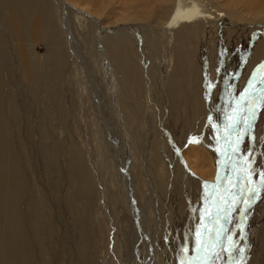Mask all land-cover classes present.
Segmentation results:
<instances>
[{"label":"rangeland","instance_id":"374dc122","mask_svg":"<svg viewBox=\"0 0 264 264\" xmlns=\"http://www.w3.org/2000/svg\"><path fill=\"white\" fill-rule=\"evenodd\" d=\"M81 1L84 5L77 9L88 14L90 10L98 22L111 27L112 35H125L121 26L129 21L121 18L144 13L146 4V0ZM206 1L214 17L195 25L177 49L172 43L170 48L164 41L162 48L155 42V28L134 24L141 38L135 39L132 30L128 39L138 42L134 45L140 50L141 84L152 77L148 91L143 86V95L153 100L142 98L138 115H130L131 119L126 111L131 107L121 97L125 96L121 75L107 62V53L106 59L99 53L92 24L67 10L72 40L62 34L55 46L60 25L64 29L66 25L55 26L58 32L45 30L44 35L38 25L33 39L21 47L24 59L38 63L63 43L67 54L57 94L42 87L44 78L36 85L22 76L15 32L1 26L8 42L0 46L2 70L11 84L18 117L14 125L9 118L6 122L12 124L18 141L17 160L24 179L18 188L0 162V173L4 172L0 203L8 208L9 201L3 198L19 193L14 207L17 204L15 213L19 212L23 229L16 240L11 238L8 224L13 214L0 213V248H5L8 259L14 249L29 248L37 257L35 264H264V186L260 185L264 100L259 99L264 84L258 83L262 74L257 68L264 62V0ZM218 12L223 16H215ZM187 29L182 27V33ZM141 39L151 42L140 44ZM49 65L53 73L55 65ZM250 82L257 91L248 87ZM254 99L255 118L245 131L242 120L236 121L249 112ZM198 103L202 108L197 112ZM190 138L198 142L190 143ZM76 150L92 183L87 208L76 195L84 187L77 177L79 169L71 166ZM241 169L250 170L251 180L261 189L250 206L233 203L240 200L241 185L246 183ZM243 195L248 196L246 187ZM30 199L35 202L32 208ZM34 207L41 214L39 239L30 230ZM41 243L46 246L43 256ZM205 243L214 245L219 255L203 259ZM231 244L235 247L225 251Z\"/></svg>","mask_w":264,"mask_h":264},{"label":"bare ground","instance_id":"6f19581e","mask_svg":"<svg viewBox=\"0 0 264 264\" xmlns=\"http://www.w3.org/2000/svg\"><path fill=\"white\" fill-rule=\"evenodd\" d=\"M88 1H89V3H91V0H88ZM152 3H153V5H151ZM208 3L209 2H207L206 0H146V4H143L144 10H145L144 13H138L137 15L135 13H131V14H127V15L123 16V18H121V20H123V21L124 20L129 21L128 24L121 26L122 30L125 31V35L122 32H119L118 34L115 32L116 35H112L111 34V32H112L111 27L104 25V24H101L100 21L98 22V20H99L98 17L92 16V14H91L92 12L90 10H88L89 11V14H88L87 12L84 13L83 11H82L83 12L82 13V12H80V9L79 10L77 9V8L84 5L81 0H0V28H1V26H3L8 31H14L15 32L14 33L15 34V41L17 42V44L19 46L15 47L14 50H15V56H17V59L19 60L18 63H19V65L22 68V71L24 73V74H22V76L24 75L26 78L31 79L32 82L35 83L36 85L40 82L39 80L41 78H44V80L42 81V84H41V85H43L42 87H45L48 91H52L53 93L57 94L56 93V91H57L56 87L62 80L61 70L63 69V66L65 64L66 54H67L66 53L67 51H65L61 48V45L63 43L60 44L58 47H56L58 49L57 50L55 49V51H53V48H52V50L46 55V57L43 60H40V62H38V63H36V61L33 60L32 58L31 59H28V58L24 59L23 51H22L21 47L23 46L24 43H27L28 40L31 41L33 39V36L35 35L36 31L38 30V28H37L38 25L41 26L43 35H44L45 30L49 33L51 31L52 32H58L59 29L55 26H58L60 24L66 25L65 29L60 25V29L62 30V33H61V35H58V38L54 44L55 46L61 42V40H62L61 38L64 34L68 37L69 41L72 40V37L70 34L69 24H67L68 23L67 17H69V16H67V13H68L67 10H70L78 20H79V18H83L84 21H87L89 24H92L96 29V35H95L96 37L95 38H96V45L98 44L97 48H98L99 53L105 59H106L105 53H107V55L109 57L108 58L109 61H107V62L109 63L110 66H113V68L116 69L121 75V78L120 79L118 78V79L120 81H122L123 89H124V93H125V96L121 95V97L124 98L125 104L127 106L131 107L130 111H128L129 110L128 107L125 108V109L128 108V110H126L128 112L127 113L128 119H131L130 115L131 116L138 115L139 109H141L140 102H141L142 98H144L147 102H148V100L149 101L153 100L152 98L149 97V95H147V94L143 95V93H144L143 86L145 87V90L148 91L149 84L152 83V77L149 78L146 76L147 77V78L145 77L146 78V84H141V81H143L144 79L142 80L141 75H140V63H139L140 58H138V53L140 54V50L138 49L139 46L135 47V45H134V44H137L138 42L133 43L134 40L130 41L128 39V37L129 38L133 37V35L131 34L132 30L136 31L135 36H134V37H136L135 39L138 40L141 38V37L140 38L137 37V35L138 34L140 35L141 33H140L139 29H136L135 27H133V26H135L134 24L140 23V27H142L143 29L155 28L157 30L158 35L156 38L157 41L152 40L153 42L154 41L159 42L161 44V46L163 45L162 48L164 47L165 42L169 43V45H170V43H172V45H174V47H176V49H177V48H179V43L183 42V39L186 36V34L191 32L192 30H194L195 25L196 26H197V24L200 25V23L203 22V20L206 21L207 19H212L214 17V16L213 17L211 16V12H213V11H210V8L207 7ZM86 4H88V3H86ZM93 5H94V3H93ZM96 6H97V3H96ZM130 7L132 9L137 8L136 5H132ZM96 10H98V9H96ZM54 13H55V16L57 14V17H58L57 20L54 19V16H53ZM215 16H223V13L218 12L217 14H215ZM238 16H239V14H238ZM241 18L242 17H239V18L237 17V20H239ZM79 21H81V20H79ZM86 27H89V26H86ZM182 27L188 28V29L182 33ZM50 29H52V30L50 31ZM46 31H45V33H46ZM228 36H229V33H227V37ZM162 38H164V39L162 40ZM185 40H187V39L185 38ZM69 41H67V42L69 43ZM142 41H145V39L144 40L141 39L140 44H142ZM146 41H148V39ZM150 42H151V40H150ZM150 42L148 41L146 43L150 44ZM6 43H8L7 38H5L3 36V32L0 30V46H1V44L4 45ZM6 45H8V44H6ZM62 46H64V45H62ZM170 48H171V45H170ZM11 50H12V48H11ZM11 50H9V51H11ZM134 55H136V57ZM1 57H3V56L0 53V162L3 165L5 173L11 177L12 181L16 185H20L18 187V188H20L23 184L24 179L22 177L20 167L18 166V160H17V154L18 155L20 154L18 152L19 150L17 149V146H16V143L18 141L16 142V140H15L16 137H14L12 135V124L13 125L15 124L18 117H17V114L14 112L15 106L12 102V98H13L12 92H11L12 90L10 91L11 84L6 79V77H8V76L5 77L6 73L2 70V63H1L2 59H1ZM52 63L55 65V71L53 70L54 72L50 73L49 72L50 67H48V66H50L49 64H52ZM108 67L109 66H107V68ZM152 68H153V66H152ZM156 68H157V66H156ZM146 70H145V72H146ZM153 70H154V68L150 70L151 71L150 73H152ZM113 72L115 73L114 70H113ZM40 73H43L44 75L42 76ZM146 73H149V71H147ZM116 76H118V75H116ZM148 78H149V80H148ZM10 81H12V80H10ZM11 83H13V82H11ZM117 84H118V82H117ZM114 90H115V88H114ZM119 91H120V89H119ZM47 93L48 92H46V94ZM49 94H50V92H49ZM51 96H53V95H51ZM199 102H201V104H202L201 99L199 100ZM201 104L198 103V105H197L198 107L196 106L197 112L199 109L202 108ZM4 107H6V109H8L9 112L6 111V113H3ZM125 109L123 110L124 112H125ZM131 111H133V113ZM4 116H6L5 120H4ZM8 118L11 119V121H12L11 125L6 122V119H8ZM136 120H134V121L136 122ZM126 122H128V121H126ZM130 122H132V121H130ZM131 124H133V123H131ZM127 126H129V124ZM130 126H132V125H130ZM133 128L135 129V127H133ZM129 129H132V128L129 127ZM133 132L136 133V131H133ZM14 135H16V134H14ZM16 136H18V135H16ZM18 144H19V146H21L20 143H18ZM158 147H156V148H158ZM24 148H22V150ZM45 148H47V146H45ZM54 150H56V149H54ZM48 156L49 155H47L46 157H48ZM53 158H54V156H53ZM71 160H72V164H71L72 169H75V167L79 169V173H77V177L79 178L80 182L84 186V187H82V189L78 188L79 190L76 191V195L80 199V201L82 202V205H81V206H83L82 208H85L84 205H86V208H87L88 199L91 197V190H92V187H91L92 183L89 181V175L90 174H89V171L87 170L86 165L83 163V160H82L79 152H78V156L73 155V159H71ZM162 162H163V160H162ZM69 164H70V162H69ZM76 172H78V171H76ZM2 173H4V172H1L0 175ZM215 174H213V175L215 176ZM137 179H135V180H137ZM79 186H81V185H79ZM125 192H127V191H125ZM18 194L13 195L9 198H3L4 201H9L8 208L6 207L5 204L0 203V213L2 215L6 214V216H10L11 214H13L12 219L10 220V226L8 224V227L10 229H12V231H13L12 234H14V237L11 236V238H13L14 240H16V237L18 236V234L20 233V230L22 229V228H20V225H19V219H18L19 212H18V214L15 213L17 211V209L15 208L17 206V204L14 207V203H17L16 199H17ZM6 195H7V193H6ZM128 202H130V199L128 200ZM30 203H31V208H32V206L34 205L35 202H33V200L30 199ZM135 203L136 202H134V204ZM31 214H32V212H31ZM40 215L37 211V208L34 207L33 208L32 222L30 224V228H31L30 230H32V235H33V237H35V239H39L40 230L42 228L40 226V223L38 222L39 221L38 218L40 219ZM21 224H23V222ZM16 231H18L17 234L15 233ZM42 243L39 244L38 249L40 251V254H42V256H43V252L45 251L46 246H44ZM36 244H37V241H36ZM0 245H1V242H0ZM6 248H8V246H6ZM8 252H10V251H8ZM35 258H37V257L33 258V252L28 248V250H23V251L18 250V249H14L12 258L8 259L6 256L5 248L4 247L0 248V264H35V261H34ZM45 259H46V257H45ZM8 260H10V262ZM41 261L45 262L44 260H41Z\"/></svg>","mask_w":264,"mask_h":264},{"label":"snow or ice","instance_id":"6c2138e0","mask_svg":"<svg viewBox=\"0 0 264 264\" xmlns=\"http://www.w3.org/2000/svg\"><path fill=\"white\" fill-rule=\"evenodd\" d=\"M257 68L259 69V71L261 72V78L260 80L258 81V83H261V84H264V62H261L260 65L257 66ZM209 87H211V85H209ZM253 92L257 91V89L253 88L252 87V84L250 82L249 86H248ZM247 91V90H246ZM260 100H264V90H261L260 92V97H259ZM252 106L249 110V112L242 116L239 120L236 121L237 124H239L242 120V122L244 123V125L246 126L245 127V131L249 130L252 126V121L254 120L255 118V110H256V107H257V100H253L252 102ZM229 127H235V125H229ZM190 143L192 142H198L197 140H195L194 138H190L189 140ZM237 145L239 143V140H237ZM233 151H236V148L233 147ZM242 172L245 173V179H246V183L245 184H242L241 185V196H240V200L237 201V200H234L233 203H236V202H240L242 201L244 204L250 206L251 203L254 202V200L256 198H258L259 196V192H260V187H257V185L251 180V172L250 170L248 169H241ZM260 176H261V180H260V185L261 186H264V172L260 173ZM235 186V185H233ZM247 188V192H248V196L247 198L245 199L244 198V195H243V191H244V188ZM243 211V210H241ZM247 217L245 216V219ZM241 231H243V229H241ZM201 247L203 249H205V252H206V255L205 257H203V259L205 260H212L213 259V256H218L219 254L215 253V248H214V245L212 244H203L201 245ZM232 247H235L234 244H231L229 249H225V251H230V249ZM209 249H211V251H209ZM184 251H187V249H184ZM239 253H240V256H241V260L243 259V253H244V249L243 248H240L239 250ZM196 259H202L201 257H197Z\"/></svg>","mask_w":264,"mask_h":264}]
</instances>
